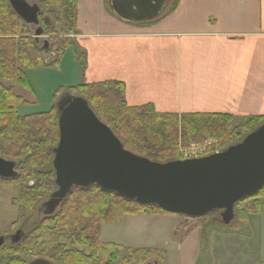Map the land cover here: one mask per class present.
<instances>
[{"label": "trees", "instance_id": "obj_1", "mask_svg": "<svg viewBox=\"0 0 264 264\" xmlns=\"http://www.w3.org/2000/svg\"><path fill=\"white\" fill-rule=\"evenodd\" d=\"M29 1V0H28ZM75 4V0H67ZM40 13L39 25L51 36L44 48L40 38L32 34V26L25 24L11 9L7 0H0V157L17 162V177L7 179L16 191L14 203L18 205L16 226L31 211L38 197L54 188V171L43 169L51 164V149L58 142L55 107L44 112L20 115L17 107L27 102L17 88L31 94L25 70L56 64L66 45L70 44L61 22L52 8H63L62 0H35ZM177 4L174 1L172 7ZM52 22V24H51ZM63 24V23H62ZM64 33V34H63ZM57 35H63L59 39ZM54 55L47 63V55ZM70 93L88 102L101 122L108 125L128 151L155 162L178 160V143L186 147L207 137L219 140L226 148L243 139L264 122V115L248 116L233 126V117L219 113H158L152 105L128 106L124 98V85L118 82L79 84L69 88ZM36 177L25 186L26 179ZM20 185V186H19ZM252 205L237 212L235 229L246 225L248 216L264 213V185L252 196ZM243 199V200H244ZM166 213L151 205H140L114 192L92 184L82 188L73 186L56 212L44 216L39 225L22 237L10 253L3 256V264H24L19 248L33 250L41 236L51 238L43 242L40 257L63 264H115L121 251L129 254L124 264H144L159 258L160 251L153 248H124L100 238L101 223H118L124 215ZM182 216V215H178ZM184 217V216H182ZM70 243L66 246L64 243ZM68 243V244H69ZM79 247L84 249L79 250Z\"/></svg>", "mask_w": 264, "mask_h": 264}, {"label": "crops", "instance_id": "obj_2", "mask_svg": "<svg viewBox=\"0 0 264 264\" xmlns=\"http://www.w3.org/2000/svg\"><path fill=\"white\" fill-rule=\"evenodd\" d=\"M72 27V49L41 67L52 76L42 84L48 92L51 80L67 88L109 81L124 85L128 106L152 105L158 113H219L234 122L264 115V0H177L173 7L168 0L159 15L135 21L116 15L109 0H75ZM143 217L166 221L170 234L182 231L184 264H195L203 223L154 213L124 215L116 224L127 218L138 226ZM108 225L99 226L102 241Z\"/></svg>", "mask_w": 264, "mask_h": 264}, {"label": "water", "instance_id": "obj_3", "mask_svg": "<svg viewBox=\"0 0 264 264\" xmlns=\"http://www.w3.org/2000/svg\"><path fill=\"white\" fill-rule=\"evenodd\" d=\"M25 23L38 25L39 7L26 0H7ZM168 0H109L125 20L151 19ZM36 38L42 29L34 31ZM48 41L44 40V48ZM58 142L51 149L56 189L42 206L52 213L72 186L100 189L156 206L166 212L201 217L221 211L224 224L234 218V206L264 185V122L240 142L202 158L152 161L125 149L108 125L80 96L64 93L56 102ZM17 162L0 157V178L17 177ZM0 237V245L3 243ZM28 264H52L35 259ZM151 264V263H148ZM154 264H156L154 262Z\"/></svg>", "mask_w": 264, "mask_h": 264}, {"label": "rangeland", "instance_id": "obj_4", "mask_svg": "<svg viewBox=\"0 0 264 264\" xmlns=\"http://www.w3.org/2000/svg\"><path fill=\"white\" fill-rule=\"evenodd\" d=\"M174 1L175 0H172V4ZM29 2L33 3L35 0H29ZM62 2V11L56 6L52 8L56 12V18L61 19L59 21L65 29L68 40H70V36L73 35L74 3H70L67 0H62ZM31 32L33 34L34 30L32 29ZM57 36L60 40L63 39V35ZM50 37L51 36L44 33L39 39L40 43H42L43 39H49ZM71 47V44L66 45L63 53ZM49 55L50 54L47 56L49 57ZM52 69H55V67ZM43 70L45 69L39 67L30 68L27 71L28 81L33 90V92H31L32 100L29 94L17 88L18 94H22L27 100V102L18 106L17 110L20 115L48 111L53 107L55 101L62 95L64 90H70L66 87L68 84L65 80H51L47 87L52 89L49 92L46 91V85H42L44 83L43 81H46V77L52 78V76L47 73L44 75ZM237 124L238 122H232L233 126ZM217 149H220L219 140L215 137L204 138L200 142L190 143L186 147H183L182 143L179 141L178 156L179 158L191 157L199 150L208 153ZM43 169L49 172L52 166L51 164H47ZM35 180L36 177L28 178L24 184L30 187L32 185L28 183L30 181L35 182ZM55 189L56 187L54 186L50 193L38 197V201L34 208L25 213L23 219L16 226H11L18 215V205L13 201V199L16 198V191L13 185L7 180H0V236L5 238V242L0 246V264H3L2 259L4 254L10 253V250L16 247L15 242L13 243L8 240V237L15 234L17 230L22 232V237L29 235L28 233L40 224L44 215L42 212H39V209ZM252 202V199H244L239 202L235 207L236 215L239 210L244 211L245 208L251 206ZM256 217L257 218L253 219L251 224L240 227L242 230H235L233 224L228 226L221 223L219 214L216 212L210 213L203 218L196 219L204 224V230L200 248L196 252L197 260L195 264H264V213L262 212ZM139 222L140 224L137 226L136 224L138 223L129 222L127 218H124L120 224L107 223L109 227H101L102 230L105 228L103 231L105 238L107 236L106 239H103V242H119L122 243L124 248L156 247L160 251L158 258L160 264H184L185 258L183 252L186 247V237L183 236L182 231H174L170 234V227L165 225L166 221H161L157 218L143 217ZM166 228L167 231L165 232ZM50 240V237L43 235L39 238L38 243L34 245L32 251L27 248H19L21 249L19 257L24 261V264H28L30 261L40 258L39 253L42 250L43 242H48ZM205 240L207 242H205ZM64 243L66 246L71 247L69 242V244L66 242ZM78 249L82 250L84 248L79 247ZM120 254V259L115 264H124L123 259L129 252L121 251ZM152 261L154 260H149L147 262Z\"/></svg>", "mask_w": 264, "mask_h": 264}, {"label": "flooded vegetation", "instance_id": "obj_5", "mask_svg": "<svg viewBox=\"0 0 264 264\" xmlns=\"http://www.w3.org/2000/svg\"><path fill=\"white\" fill-rule=\"evenodd\" d=\"M55 211H56V210H54L52 213H54ZM39 212H40V213L42 212L44 216H47V215L51 214V213H49V211H47L42 205H41V207H40V209H39ZM21 237H22V232H21L20 230H17L15 234L10 235V236L8 237V240H10L11 242H15L16 240H18V239L21 238ZM4 242H5V238H4ZM45 259H46V258H45ZM47 260H49V259H47ZM49 261H50V260H49ZM50 262H52V261H50ZM52 263H55V262H52Z\"/></svg>", "mask_w": 264, "mask_h": 264}, {"label": "built area", "instance_id": "obj_6", "mask_svg": "<svg viewBox=\"0 0 264 264\" xmlns=\"http://www.w3.org/2000/svg\"><path fill=\"white\" fill-rule=\"evenodd\" d=\"M194 152H195V151H194ZM197 152H198V153H197ZM204 152H205V151H203V150L196 151L195 154H194L193 156H191V157L200 156V155H202Z\"/></svg>", "mask_w": 264, "mask_h": 264}]
</instances>
